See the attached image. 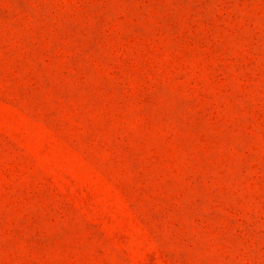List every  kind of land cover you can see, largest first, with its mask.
I'll list each match as a JSON object with an SVG mask.
<instances>
[{
    "label": "rangeland",
    "instance_id": "374dc122",
    "mask_svg": "<svg viewBox=\"0 0 264 264\" xmlns=\"http://www.w3.org/2000/svg\"><path fill=\"white\" fill-rule=\"evenodd\" d=\"M0 264H264V0H0Z\"/></svg>",
    "mask_w": 264,
    "mask_h": 264
}]
</instances>
